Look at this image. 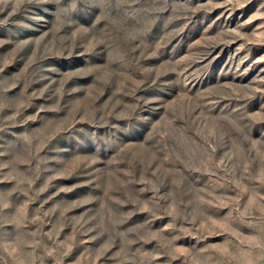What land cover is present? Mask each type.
I'll return each mask as SVG.
<instances>
[{
	"label": "rangeland",
	"instance_id": "rangeland-1",
	"mask_svg": "<svg viewBox=\"0 0 264 264\" xmlns=\"http://www.w3.org/2000/svg\"><path fill=\"white\" fill-rule=\"evenodd\" d=\"M0 264H264V0H0Z\"/></svg>",
	"mask_w": 264,
	"mask_h": 264
}]
</instances>
